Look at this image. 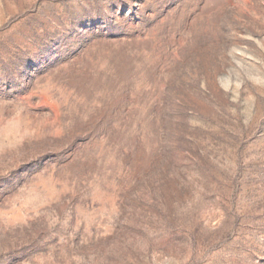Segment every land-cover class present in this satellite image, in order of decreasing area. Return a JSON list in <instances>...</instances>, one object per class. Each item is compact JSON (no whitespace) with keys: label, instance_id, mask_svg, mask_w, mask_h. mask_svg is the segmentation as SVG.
I'll return each instance as SVG.
<instances>
[{"label":"rangeland","instance_id":"rangeland-1","mask_svg":"<svg viewBox=\"0 0 264 264\" xmlns=\"http://www.w3.org/2000/svg\"><path fill=\"white\" fill-rule=\"evenodd\" d=\"M0 264H264V0H0Z\"/></svg>","mask_w":264,"mask_h":264}]
</instances>
